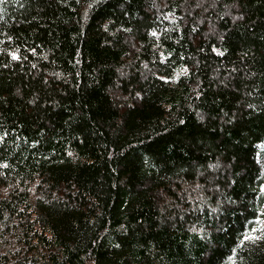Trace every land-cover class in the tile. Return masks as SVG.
I'll use <instances>...</instances> for the list:
<instances>
[{"label":"trees","instance_id":"trees-1","mask_svg":"<svg viewBox=\"0 0 264 264\" xmlns=\"http://www.w3.org/2000/svg\"><path fill=\"white\" fill-rule=\"evenodd\" d=\"M0 264H264V0H0Z\"/></svg>","mask_w":264,"mask_h":264}]
</instances>
